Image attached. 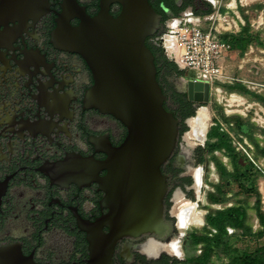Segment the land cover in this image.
Masks as SVG:
<instances>
[{
  "label": "flooded vegetation",
  "instance_id": "obj_1",
  "mask_svg": "<svg viewBox=\"0 0 264 264\" xmlns=\"http://www.w3.org/2000/svg\"><path fill=\"white\" fill-rule=\"evenodd\" d=\"M149 1L156 10L157 0ZM168 1L180 6L184 0ZM76 2L90 16L99 10V0ZM159 6L168 17L162 20L160 14L162 26L147 37L148 46H161L164 27L175 16L164 1ZM75 9L72 0H0V245L15 244L38 264H90L82 226L108 211L96 180L107 170L99 163L127 133L119 119L83 101L93 84L92 72L78 52L63 48L55 38L61 14L71 25L79 23ZM119 11V3L110 4L112 15ZM162 73L156 74L165 89ZM165 95V107L179 120V137L160 166L163 226L117 239L114 264H164V254L172 258L167 264H177L173 258L183 260L193 252L191 237L205 223L203 216L201 227L181 232L171 212L177 192L194 199L189 171L195 160L194 149L183 139L187 129L181 131L188 127V107ZM108 231V226L101 227V232ZM174 235L182 255L162 246Z\"/></svg>",
  "mask_w": 264,
  "mask_h": 264
},
{
  "label": "water",
  "instance_id": "obj_2",
  "mask_svg": "<svg viewBox=\"0 0 264 264\" xmlns=\"http://www.w3.org/2000/svg\"><path fill=\"white\" fill-rule=\"evenodd\" d=\"M113 2L120 4L115 16L109 12ZM72 5L79 23L71 25L67 16L61 14L55 38L63 48L78 52L92 72L93 84L86 90L83 101L110 113L127 129L123 141L111 146L108 158L99 163L100 168L107 170L96 180L99 189L105 192L102 201L108 211L82 226L89 242L88 262L114 264L112 249L117 239L163 226L165 186L160 166L174 152L179 120L164 105L166 95L157 78L154 54L146 43L147 37L162 26L161 15L150 1L99 0V10L93 16L76 0H72ZM181 79L182 91L190 101L209 100L208 83ZM194 201L197 203L196 198ZM151 217L152 223L147 221ZM103 225L109 227L108 233L101 232ZM183 234H177L178 241ZM177 235L162 243H169ZM0 264L38 263L30 255H24L17 245L2 244Z\"/></svg>",
  "mask_w": 264,
  "mask_h": 264
},
{
  "label": "trees",
  "instance_id": "obj_3",
  "mask_svg": "<svg viewBox=\"0 0 264 264\" xmlns=\"http://www.w3.org/2000/svg\"><path fill=\"white\" fill-rule=\"evenodd\" d=\"M172 9L173 15H178L180 11L188 5H192L193 0H184L182 5L175 6L168 0H162ZM160 0L156 1V10L165 20L168 15L159 6ZM253 9L260 10L264 8V3L257 2L250 6ZM225 8L222 6L221 10ZM212 10L211 4L205 10H195L198 15L209 13ZM238 10L244 20L237 32H223L220 34L222 40L230 44V48L237 49L242 55L249 45H259L264 48V36L259 30L251 27L245 8L238 6ZM154 54V62L157 71L163 72L177 71L178 74L185 75L187 71L179 69L177 63L167 57L161 46H149ZM218 85L224 87L228 92H235L246 99L254 100L264 106V93L250 89L244 82L235 79L232 83ZM162 86V85H161ZM163 88V87H162ZM163 92L170 93L171 97H176L181 106H187L186 116L194 115L195 108L187 99L186 92H177L174 89L165 88ZM214 109L218 110L215 105ZM179 109V108H178ZM220 119L226 122H233L232 129L243 131L246 126L245 134L256 145L259 155H264V146H259L254 141V133L259 130L264 134V128H258L253 122L243 118L241 115H226L220 108L218 110ZM215 124L211 125L206 133L204 145H198L194 148L195 163L203 164L210 160L218 174L217 182L212 184V189L206 192L207 204L204 205L207 210L204 213L205 223L201 229L191 237L193 249L199 246V253H190L183 260L173 258L177 264H264V242L256 244L253 248L239 247L236 243L247 237H261L264 235V209L262 207V193L259 181L264 179L260 170H258L250 159L242 151L236 150L226 132L219 129L217 118L212 120ZM187 126L183 125L181 131L186 130ZM215 150L221 153V156L227 158L224 162L221 156L215 154ZM236 186V191L234 187ZM242 195V198H238ZM192 197V196H191ZM250 197L253 202L250 203ZM220 203L222 206L214 207L212 204ZM254 211L261 228L254 230L250 220L249 210ZM232 227V233L227 232V227ZM215 228V232L211 229ZM163 263L167 264L170 256L164 254Z\"/></svg>",
  "mask_w": 264,
  "mask_h": 264
},
{
  "label": "rangeland",
  "instance_id": "obj_4",
  "mask_svg": "<svg viewBox=\"0 0 264 264\" xmlns=\"http://www.w3.org/2000/svg\"><path fill=\"white\" fill-rule=\"evenodd\" d=\"M221 2H222V6L225 8L224 9L225 11L227 9L226 7L227 4H229L230 2H233V0H221ZM257 2L264 3V0H241V1L235 0L236 7L233 9L228 8L227 14L230 17L233 16L238 21H239L238 18L243 20L238 10V6L244 7L245 13L249 17L250 23L252 22V25H251L252 29L259 30L261 34L264 36V8L260 10H256L250 7L252 4H255ZM208 4H211L212 10L209 13H205L203 15L210 14L211 12L215 10V6H213V4L209 2L208 0H193L192 5L187 6L182 11H185L186 9H188L189 14L191 13L193 17H196L198 14L195 13V10H199V11L205 10L208 7ZM182 11H180L179 14L176 16H178L179 19L184 20L188 18L189 15L182 16ZM260 14H262V18H261V21L257 23L258 17ZM210 23L211 22L209 19L208 20L203 19L201 21V25L205 29L209 28V26L211 25ZM215 23L217 25L218 22H215ZM223 26H227V24L224 22ZM218 28L221 30L217 34L218 37H220V34L225 32V29H223L221 26H218ZM166 29L167 28L164 27V31ZM161 47L163 48V51L165 52L164 47L162 45ZM165 54L167 55L169 59L173 60L169 53L165 52ZM222 65L224 67L225 73L228 76H230L232 81H219L221 84H224V83L230 84L235 79H239L242 82H244L250 89L264 93V48L256 44L249 45L248 49L242 55L239 54L237 49L229 48V50L227 51V53L222 59ZM177 66L179 69H182L179 65ZM183 70L187 71L185 75L178 74L177 71L163 72L162 80L164 82L165 87L169 89L180 90L182 88L181 78L191 79L193 77V72L188 71L186 69H183ZM164 74H166L167 76H164ZM215 86L216 85L214 84L211 89L209 87V100L207 102H202V103L194 102V106H193L195 109L198 105H203L207 108V111L209 114L207 130L209 129L211 125H213L211 124L213 123L212 121L213 118L220 119V116L218 114V110H220V108L223 110L225 114L229 112L228 115H241L243 118L248 119L250 122H253L258 128H264V106L261 103L254 101V100L246 99L242 95L235 93V92L234 93L237 94L239 97H237V99L235 100H228L230 98V92L226 91L224 87L222 86H220L221 91H216ZM228 102H232L233 105H228ZM215 105L218 107V110L213 108ZM232 109L233 111H230ZM243 128L247 130L246 126ZM244 129L243 131H237L234 129L232 130L234 133L235 139L239 140L240 135L247 137L249 144L252 146L253 154L261 158L264 155H259L256 149V145L244 133L245 132ZM253 135H254V141H256V144H258L259 146H264V134L260 132L259 130H257L255 131ZM205 138H207L206 134L203 140L197 141V143L191 146V148L194 149L198 145H204L205 140H206ZM215 154H217L218 156L219 155L221 156V153L219 151ZM221 158L224 162H227V158L225 156H221ZM195 159L196 157L194 158V160ZM205 164L207 166L206 168L203 167V164H201L202 166H200L198 163L194 164L195 167H200L202 171V174H201L202 180H201V188H200L201 198L198 199V204H197V206L202 209H205L204 205L207 203L206 192L208 190H211L212 184L214 182H217L218 180V174H217V170L214 164L210 160H207ZM259 186H260L259 188L262 193V207L264 209V179H261L259 181ZM234 191H236V186L234 187ZM190 193H191V196L195 199V193L193 189H191ZM240 197L242 198V195L238 196V198ZM252 202H253V197H250V203ZM212 206L218 208L222 206V204L214 203L212 204ZM206 212L207 210L204 213ZM204 213L201 214V217L204 216ZM249 215H250V220L252 221L255 218L254 211L252 209L249 210ZM201 226L202 225H199V226L189 225L186 228V231L190 228H194V227L197 228ZM262 242H264V235L261 237L252 236V237L244 238L243 240L238 241L236 245L239 247H247L251 249L256 244L262 243ZM199 251L200 249L198 246L197 249H193L192 253H199Z\"/></svg>",
  "mask_w": 264,
  "mask_h": 264
},
{
  "label": "built area",
  "instance_id": "obj_5",
  "mask_svg": "<svg viewBox=\"0 0 264 264\" xmlns=\"http://www.w3.org/2000/svg\"><path fill=\"white\" fill-rule=\"evenodd\" d=\"M208 1L215 6V10L210 14L193 17L191 13H185L188 10L186 9L182 11V16L189 15L188 18L181 20L176 15L172 16L167 23V29L160 37L162 40L161 45L164 47L165 52L171 55V58L177 65L182 69L193 72L191 79L208 83L210 89L215 84L216 91H221V85H218L217 82L232 80L225 73L222 65V59L229 50L230 44L218 37L217 34L221 31L218 26L225 29V32H237L240 26L244 24V20L238 18V21L233 16L230 17L227 14L228 8L233 9L236 7L235 0L230 2L231 4H227L225 11L221 10V0ZM261 18L262 14L259 15L257 23L261 21ZM203 19L210 20L211 25L208 29L202 27L201 21ZM173 20L174 22L172 23ZM215 22H218L217 25ZM224 22L227 26H223ZM228 100H232L231 95ZM228 105H233V103L228 102ZM230 111H233V109ZM228 114L229 112L226 115ZM217 122L219 129L228 134L236 150L245 153L253 165L264 176V156L259 158L253 154L252 146L249 144L247 137L240 135L239 140L235 139L232 131L233 122H226L222 119H217ZM211 124L215 123L213 122ZM214 152L217 153L218 150ZM251 222L254 230L261 228L256 216ZM215 231V228L211 229V232ZM233 231L234 229L232 227H227L228 233H232Z\"/></svg>",
  "mask_w": 264,
  "mask_h": 264
},
{
  "label": "bare ground",
  "instance_id": "obj_6",
  "mask_svg": "<svg viewBox=\"0 0 264 264\" xmlns=\"http://www.w3.org/2000/svg\"><path fill=\"white\" fill-rule=\"evenodd\" d=\"M186 12L189 13V10H187ZM173 22L174 20L172 21V23ZM230 95L232 100H235L237 99V97H239L234 92H232ZM208 119L209 114L207 108L203 105L199 106L196 109L195 114L192 117L188 118V130L184 133L183 137L187 146L191 147L195 145L197 141L204 139L208 127ZM189 173L192 176L191 188L194 190L197 203L194 201L195 199L190 200V198H187L183 194L177 192L173 197V205L171 208V212L176 217L177 226L181 232L190 224L197 226L202 225L203 219L201 217V214L205 212L202 208H199L197 206L198 199L201 198L200 188L202 171L200 167H191ZM176 241L177 237H174V239H172L169 243H165L162 246L169 252L180 254V250L177 246Z\"/></svg>",
  "mask_w": 264,
  "mask_h": 264
},
{
  "label": "crops",
  "instance_id": "obj_7",
  "mask_svg": "<svg viewBox=\"0 0 264 264\" xmlns=\"http://www.w3.org/2000/svg\"><path fill=\"white\" fill-rule=\"evenodd\" d=\"M187 13V12H186Z\"/></svg>",
  "mask_w": 264,
  "mask_h": 264
}]
</instances>
